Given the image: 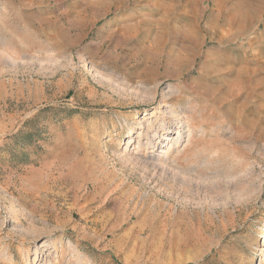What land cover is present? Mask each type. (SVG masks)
Wrapping results in <instances>:
<instances>
[{
    "label": "rangeland",
    "instance_id": "374dc122",
    "mask_svg": "<svg viewBox=\"0 0 264 264\" xmlns=\"http://www.w3.org/2000/svg\"><path fill=\"white\" fill-rule=\"evenodd\" d=\"M0 264H264V0H0Z\"/></svg>",
    "mask_w": 264,
    "mask_h": 264
},
{
    "label": "bare ground",
    "instance_id": "6f19581e",
    "mask_svg": "<svg viewBox=\"0 0 264 264\" xmlns=\"http://www.w3.org/2000/svg\"><path fill=\"white\" fill-rule=\"evenodd\" d=\"M242 122V121H241ZM238 124V123H237ZM236 125V124H235ZM244 125V124H243ZM247 125V124H246ZM248 126V125H247ZM237 127V126H236ZM246 128V127H245Z\"/></svg>",
    "mask_w": 264,
    "mask_h": 264
}]
</instances>
